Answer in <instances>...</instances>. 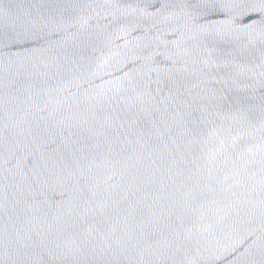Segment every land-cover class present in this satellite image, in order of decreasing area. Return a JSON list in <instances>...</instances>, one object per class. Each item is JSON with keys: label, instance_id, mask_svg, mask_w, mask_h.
<instances>
[{"label": "water", "instance_id": "water-1", "mask_svg": "<svg viewBox=\"0 0 264 264\" xmlns=\"http://www.w3.org/2000/svg\"><path fill=\"white\" fill-rule=\"evenodd\" d=\"M0 264H264V0H0Z\"/></svg>", "mask_w": 264, "mask_h": 264}]
</instances>
